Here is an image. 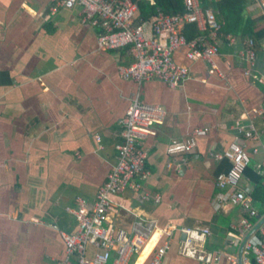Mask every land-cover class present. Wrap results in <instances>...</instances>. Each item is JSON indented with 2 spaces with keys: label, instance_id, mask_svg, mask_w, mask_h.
Instances as JSON below:
<instances>
[{
  "label": "crops",
  "instance_id": "crops-1",
  "mask_svg": "<svg viewBox=\"0 0 264 264\" xmlns=\"http://www.w3.org/2000/svg\"><path fill=\"white\" fill-rule=\"evenodd\" d=\"M198 1L224 23L217 73L205 62L191 63L182 47L174 59L190 65L192 78L173 89L159 80L123 79L120 68L133 62L129 50L100 48V30L84 25L78 8L53 14L52 0H0V264H57L65 257L62 232L78 230L69 208L78 199L96 201L117 163L121 120L135 98L162 106L167 117L141 142L150 172L143 190L130 188L115 197L110 220L131 231L140 216L173 230L163 264H201L179 254L182 228L208 227V249L227 250L231 226L243 213L221 203L226 191L216 179L230 162L214 155L239 140L255 163L264 161V153L252 152L264 142V120L257 114L264 106V38L259 47L254 37L228 31L215 8L220 0ZM246 14L257 21L256 31L264 30L256 0H247ZM194 24L199 34L193 39L210 38L209 29ZM250 38L257 50L253 67L244 57ZM250 69L257 79L247 74ZM250 123L257 127L256 142L240 131ZM198 128L208 131L197 136L194 153L168 155L169 144ZM144 193L150 200H143ZM262 218L252 220L257 225ZM165 240L157 233L135 263L143 264L152 247Z\"/></svg>",
  "mask_w": 264,
  "mask_h": 264
},
{
  "label": "built area",
  "instance_id": "built-area-1",
  "mask_svg": "<svg viewBox=\"0 0 264 264\" xmlns=\"http://www.w3.org/2000/svg\"><path fill=\"white\" fill-rule=\"evenodd\" d=\"M140 0H52L51 13L61 9L80 10L81 22L100 30L98 43L106 50L128 49L133 62L120 68L123 79L143 83L159 80L170 88H179L192 78L190 65L175 61V53L182 47L188 49L187 59L193 63L205 62L211 73H217L216 57L219 54V38L223 36L224 23L213 8L203 9L198 0H183V14H167L158 10L146 19L140 15ZM156 5L155 0H145ZM217 2L219 0H209ZM264 12V0H256ZM197 23L202 30H210V38L201 36L188 40L184 34L187 24ZM211 40V42L209 41ZM245 60L253 67L257 59L256 42L250 38L244 50ZM247 71L248 75L257 79ZM264 120V106L257 111ZM165 108L148 104L135 98L131 101L121 120L123 141L116 145L117 163L100 188L93 204L78 199L75 208H69L78 221L74 234L62 232L65 242V257L57 264H130L136 256L142 255L154 236L160 233L166 240L149 251L143 264H163L171 245L173 230L161 228L159 222L136 216L131 231L116 228L109 216L115 208L114 198L132 188L143 190V182L150 172L147 169L148 153L141 142L155 131L153 126L164 123ZM254 123L241 125L240 131L247 140H259ZM208 129H195L186 138L172 142L167 147L170 156L189 155L195 152L196 138ZM101 142V137L96 136ZM253 154L264 153V142L253 147ZM217 159H227L230 169L217 176L216 185L226 193L222 204L239 207L243 215L233 223L228 233L229 244L226 251L214 252L207 245L212 231L208 227L182 228L186 235L179 246V254L201 264H264V224L245 243L242 259L240 246L255 228L252 219H261L254 187L246 178L249 166L264 176V161L255 163L252 155L239 140L231 142L224 151L214 155ZM245 183V186L242 184ZM143 200H150L144 193ZM160 202V197L154 198ZM91 246L92 250L89 251Z\"/></svg>",
  "mask_w": 264,
  "mask_h": 264
},
{
  "label": "trees",
  "instance_id": "trees-1",
  "mask_svg": "<svg viewBox=\"0 0 264 264\" xmlns=\"http://www.w3.org/2000/svg\"><path fill=\"white\" fill-rule=\"evenodd\" d=\"M156 5H151L145 0L139 1L140 15L143 18H150L157 14V10L161 9L167 14L184 13L185 7L183 0H155ZM206 2V1H205ZM206 5V4H205ZM247 0H220L215 4V8L220 12L226 21L227 29L230 32L241 33L242 35H250L255 38L259 47L264 38V30L256 31L259 25L246 14ZM185 33L189 39H193L199 34L196 24H189L185 28ZM230 169V166H228ZM245 175L248 176L255 185L254 198L261 202L264 213V178L256 173L253 166H249Z\"/></svg>",
  "mask_w": 264,
  "mask_h": 264
},
{
  "label": "water",
  "instance_id": "water-1",
  "mask_svg": "<svg viewBox=\"0 0 264 264\" xmlns=\"http://www.w3.org/2000/svg\"><path fill=\"white\" fill-rule=\"evenodd\" d=\"M264 224V218H262V220L255 226V228L247 235V237L245 238L244 242L242 243L241 247H240V258L242 259V254H243V249L245 246V243L248 241V239L258 230V228L260 226H262ZM186 235L182 234V239H185Z\"/></svg>",
  "mask_w": 264,
  "mask_h": 264
},
{
  "label": "rangeland",
  "instance_id": "rangeland-1",
  "mask_svg": "<svg viewBox=\"0 0 264 264\" xmlns=\"http://www.w3.org/2000/svg\"><path fill=\"white\" fill-rule=\"evenodd\" d=\"M90 250H92L91 246L89 247V251H90ZM134 258H135V257H134ZM134 258L132 259V261L130 262V264H136Z\"/></svg>",
  "mask_w": 264,
  "mask_h": 264
},
{
  "label": "bare ground",
  "instance_id": "bare-ground-1",
  "mask_svg": "<svg viewBox=\"0 0 264 264\" xmlns=\"http://www.w3.org/2000/svg\"><path fill=\"white\" fill-rule=\"evenodd\" d=\"M264 42V41H263Z\"/></svg>",
  "mask_w": 264,
  "mask_h": 264
}]
</instances>
